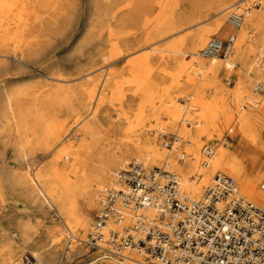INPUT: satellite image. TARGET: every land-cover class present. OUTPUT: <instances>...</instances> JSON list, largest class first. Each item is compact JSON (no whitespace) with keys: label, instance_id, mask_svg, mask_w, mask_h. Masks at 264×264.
I'll return each instance as SVG.
<instances>
[{"label":"bare ground","instance_id":"6f19581e","mask_svg":"<svg viewBox=\"0 0 264 264\" xmlns=\"http://www.w3.org/2000/svg\"><path fill=\"white\" fill-rule=\"evenodd\" d=\"M80 1L0 0V145L10 144L18 163L17 170H10L0 146V264H23L24 256L30 255L21 257L25 250L32 252L33 264H85L89 260L95 261L93 264H148L145 250L134 245L113 254L102 253L100 247L92 248L95 250L89 254L91 259L84 257L87 252L83 242L88 244L96 229L91 211L94 207L101 209L108 190L125 188L120 172L132 158L171 170L178 181L177 189L189 200L201 199L216 177L226 174L236 180L239 195L264 207V140L259 143V136H246L248 129L261 121L259 107L264 101L256 94L253 79L242 76L232 90V105L227 107L222 103L228 91L217 78L221 67H230L238 60L246 63L247 55L240 52L243 39H236L227 58H204L208 57L204 49L212 39L208 40L209 36L224 24L227 13L230 22L242 25L243 35L249 28L264 26V0H219L221 16L212 25L200 22L196 28L175 34L173 22L162 16L156 24L162 31L158 35L149 32L140 43L143 48L128 55L119 74L110 61L122 55L123 50L113 44L107 59L101 53L114 33V0H89V20L85 24L83 18L78 19L84 12ZM178 2L166 0L165 10L174 12ZM255 2L262 3L261 7H254ZM83 28L87 32L82 44L92 46L94 51L89 67L81 75L68 77L59 71L50 75L43 90H29L19 84L18 78L8 76L13 68L27 71L23 66L26 60L41 54L53 37L67 41ZM166 35L172 38L164 43ZM231 36L235 40V35L228 37ZM9 47L12 53L7 52ZM187 52L205 67L202 84L214 86L211 100L198 97L203 89L197 90L191 100L194 76L188 62L182 61L173 70H159L155 65L156 61L182 59ZM165 75L170 77L168 83L163 81ZM101 76L104 80L98 91ZM255 76L264 82V65L256 69ZM128 93L138 98L135 107L124 106ZM105 95L119 101L114 117L102 104L101 96ZM72 100L76 102V139L65 143L71 117L59 119L53 111L69 106ZM193 102L201 108L195 120L197 127L180 125L181 120L189 124L192 121ZM163 114L168 117L167 123L162 122ZM123 117L128 125L119 137L117 149H107L101 143V133L115 129ZM168 129L177 131L171 151L164 147L166 140L162 146L158 139ZM225 132L228 138L213 142L211 155L207 156L208 144H202L201 136L207 134L212 139ZM57 145L60 147L55 150ZM38 150L47 157L40 169L34 159ZM19 201L24 205L18 206ZM117 206L122 214L107 220L98 244L102 248L109 243L112 230L144 238V229L135 228L138 219L142 213L150 222L156 214L153 208H124L120 201ZM21 210L25 215L16 213Z\"/></svg>","mask_w":264,"mask_h":264},{"label":"rangeland","instance_id":"374dc122","mask_svg":"<svg viewBox=\"0 0 264 264\" xmlns=\"http://www.w3.org/2000/svg\"><path fill=\"white\" fill-rule=\"evenodd\" d=\"M114 2L117 7L116 19L113 24L114 33L109 37L108 44L104 46L101 53L103 54L102 58L107 59L113 44H116L123 50L122 55L116 56L110 61L111 66L114 68V71L117 74L122 71L123 67L127 63L128 55L133 54L134 52L143 48L142 46H140V43H142L149 32H154V35H158V33L162 31V29L156 28L157 21L160 20L162 16L165 15L167 17L166 21H168L169 23L170 21L173 22L172 26L176 28L173 30L172 34H175L186 28H196L195 24H198L200 22L202 24L212 25L218 18H220L221 15L219 14V10L222 8L219 0H179L174 12H171V10H165L164 5L166 0H114ZM239 3H241V1L237 2V4ZM80 4L84 7V12L79 15L78 19L83 18V24H85V22L89 20V13L87 9L89 0H81ZM100 5L102 6L103 2L100 1ZM252 5L254 7H261L262 3H252ZM229 15V13L226 14V16L224 17V24L219 27L215 31V33L211 34L208 40L213 37L226 39L231 34L235 35L233 46L226 54L227 56H219L222 58H227L228 56H230V53L234 49L236 39L241 37L243 40L240 45V52L247 55V61L246 63H242V61L238 60L232 63L230 67L223 66L219 69L217 78L221 81V83L226 87L228 91L222 104H225V106L227 107L232 105V90H234L236 86L241 82V80L243 79L242 76L253 79V82L255 83H253L255 92L264 101V82L263 80L254 78V76L256 75V69L259 66L264 65V26L249 28L248 30H246L245 35H243L242 25L235 26L228 20ZM262 22L264 24V20ZM86 32V29L83 28L82 30H79L77 33H75V35L70 36L67 41H62L61 38L53 37L51 44L44 48L41 54H39L37 57L26 60V64H24L23 66L27 71H16L13 68L11 69V73L8 76L18 78L19 84L25 85L29 90H43L45 88L44 84L51 79L50 75L57 74L59 71H62L63 74L68 77L81 75L82 73H84V70L89 67V60L94 51L92 46L88 44H82L83 40L86 37ZM170 36L171 35H166L165 37H163V42H169V40H171L170 38H172ZM104 37L106 40L105 35ZM190 39L191 36L189 35L187 37V43L190 42ZM163 47H165V45H163ZM12 49V47H9L7 49V52L12 53ZM186 49L189 50V46ZM200 51L202 52L203 49H201ZM204 58L206 60H210V57L204 56ZM182 61L188 62V70H190L191 75L194 76V84L191 86L190 90V93L192 95L191 100H193L194 96L197 94L196 91L199 89H203L202 93L198 95L199 98H202L204 100H211L213 95L215 94L214 86L212 84H202V82L206 78L204 71L205 67L202 68L197 62L193 61L190 53H185L183 55V58L178 60L156 61L155 65L159 70H173L175 68H178ZM250 66H253V69L251 71H249ZM103 80L104 76H101L98 80V91L102 86ZM163 81L168 83L170 81V77L168 75H165L163 77ZM101 98L104 107L109 111L111 116L114 117V114H117L116 108L119 107V101L115 99L113 100L109 95L101 96ZM180 100L181 102L186 103V100ZM137 101L138 98L136 96L128 93L123 104L124 106L130 105L131 107H135L137 105ZM75 103L76 102L72 100V102L68 104L69 106L60 107L53 111V115L59 119L67 115L71 117V126L68 130V134L64 139L65 143L68 141L75 142L76 139V135L74 133L77 129V126H75L76 122H74L73 117L75 114ZM190 105V111L193 116L192 121L189 124L187 123V121L181 120L179 121V124H188L190 125V127H197V125L195 124V120L199 118L198 115L201 111V108H196L194 102ZM259 109L262 114V119L259 123L252 125L248 129L246 136H259V143H261L264 140V102H261ZM118 121L119 123L115 129H109L101 133V143H103L107 149H117L119 137L124 133V129L128 125V121L125 117L119 118ZM162 122H168V117L166 114H163ZM163 132L165 133L162 136L158 135L159 142L162 146H164L163 141L166 140L167 144L164 147L169 148L167 150L171 151L174 149L172 143H174L175 141V133H177V131L168 129L167 131ZM227 133L228 132H225L222 137L215 136V138L212 139H210L207 134H203L201 136V142L202 144L206 143L208 145H212L215 141L219 142L221 138H228V135H226ZM60 145H57L55 147V150L58 149ZM0 146L4 148L3 151L5 165L10 168V170H17L18 163L12 154V146L10 144ZM34 159L36 160V168L38 169H40L47 161V157H44V155L42 154V150H38L36 153H34ZM130 161H128L118 169L124 167ZM150 166L165 167L161 164H153ZM23 205V202L19 201L18 206ZM96 208L97 207H94L91 211L92 223L96 215ZM16 213L25 215V212H23L22 210ZM90 231L91 230L87 232L85 240L88 238ZM83 245L87 252L84 257H86V259H91L92 256H89V254H91V252H93L95 249L89 247L85 241L83 242ZM90 249L91 251L89 252ZM25 253L32 255V252L30 250H25L24 252H22L21 257ZM144 260L146 262V257Z\"/></svg>","mask_w":264,"mask_h":264},{"label":"built area","instance_id":"2783aa9c","mask_svg":"<svg viewBox=\"0 0 264 264\" xmlns=\"http://www.w3.org/2000/svg\"><path fill=\"white\" fill-rule=\"evenodd\" d=\"M233 43L232 36L213 37L204 53L226 55ZM206 148L210 156V145ZM120 178L125 188H112L103 197L89 247L113 254L124 246H139L148 264H264V208L239 195L232 177L218 175L199 200L185 198L166 168L150 166L139 158H132ZM118 201L124 208H153L156 214L148 222L141 213L135 228L144 229V238L112 230L109 243L102 248L98 244L107 220L122 214ZM23 264H33V257L25 255Z\"/></svg>","mask_w":264,"mask_h":264}]
</instances>
